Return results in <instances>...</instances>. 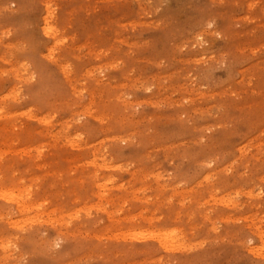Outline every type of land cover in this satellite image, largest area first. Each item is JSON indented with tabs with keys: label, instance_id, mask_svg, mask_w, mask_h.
<instances>
[{
	"label": "rangeland",
	"instance_id": "obj_1",
	"mask_svg": "<svg viewBox=\"0 0 264 264\" xmlns=\"http://www.w3.org/2000/svg\"><path fill=\"white\" fill-rule=\"evenodd\" d=\"M0 264H264V0H0Z\"/></svg>",
	"mask_w": 264,
	"mask_h": 264
},
{
	"label": "bare ground",
	"instance_id": "obj_2",
	"mask_svg": "<svg viewBox=\"0 0 264 264\" xmlns=\"http://www.w3.org/2000/svg\"><path fill=\"white\" fill-rule=\"evenodd\" d=\"M47 32H48V34H54L55 33V28H48L47 30H46ZM67 71V70H66ZM67 72H69V70L67 71ZM68 79V78H67ZM65 135V134H64ZM67 136V135H66ZM61 137H63V135L61 136ZM68 138V137H67ZM65 139V138H64ZM69 142V141H68ZM69 144H70V142H69ZM101 158H103V157H101ZM108 160V159H107ZM93 164V163H92ZM209 177V176H208ZM207 177V178H208ZM98 180V179H97ZM96 184L97 183H99V182H95ZM99 186H100V184H99ZM2 191V190H1ZM3 192V191H2ZM1 192V193H2ZM2 195V194H1ZM8 198H9V201L10 200H14L18 205H19V208L21 209V203H20V198H21V196L20 197H18V196H13V197H11V196H9L8 194H5ZM2 196H4V195H2ZM6 196H4L5 197V199L4 200H6ZM3 197V198H4ZM4 203H6V201H4ZM10 203V202H9ZM8 204V203H7ZM12 224V223H11ZM14 224V223H13ZM15 225V224H14ZM13 225V226H14ZM170 233V232H169ZM172 233V232H171ZM168 234V233H163V234H159V235H157V237L156 238H158L160 241H162L161 243H167L166 241L168 240L169 242H170V244L172 243L170 240V238L172 237L171 235L174 233H172V234ZM174 235H175V233H174ZM173 235V236H174ZM170 237V238H169ZM175 237V236H174ZM173 238V237H172ZM175 238H178V237H175ZM170 239V240H169ZM176 240V239H175ZM178 242V241H177ZM160 243V242H159ZM163 244H162V246H163ZM179 246H180V244H179V242L177 243ZM171 245H173V244H171ZM171 245H170V247H171ZM167 246H169V243H168V245ZM175 246H176V243H175ZM177 247V246H176Z\"/></svg>",
	"mask_w": 264,
	"mask_h": 264
}]
</instances>
